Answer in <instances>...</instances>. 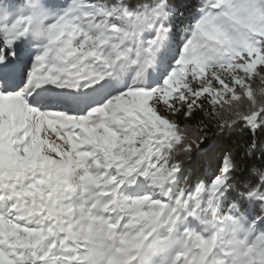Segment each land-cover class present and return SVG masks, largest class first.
<instances>
[{
	"label": "snow or ice",
	"instance_id": "1",
	"mask_svg": "<svg viewBox=\"0 0 264 264\" xmlns=\"http://www.w3.org/2000/svg\"><path fill=\"white\" fill-rule=\"evenodd\" d=\"M259 135L264 0H0V264H264Z\"/></svg>",
	"mask_w": 264,
	"mask_h": 264
},
{
	"label": "trees",
	"instance_id": "2",
	"mask_svg": "<svg viewBox=\"0 0 264 264\" xmlns=\"http://www.w3.org/2000/svg\"><path fill=\"white\" fill-rule=\"evenodd\" d=\"M249 137L248 131H246L243 127L235 129L232 133L231 138L225 137L223 146L224 147H231L233 146V142H239L243 147L247 146V140ZM256 144L258 149H264V135H259L256 138ZM262 160H264V152L258 150L255 153V161L259 164Z\"/></svg>",
	"mask_w": 264,
	"mask_h": 264
}]
</instances>
